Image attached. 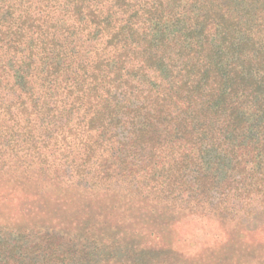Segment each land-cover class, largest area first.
<instances>
[{
	"label": "trees",
	"instance_id": "trees-1",
	"mask_svg": "<svg viewBox=\"0 0 264 264\" xmlns=\"http://www.w3.org/2000/svg\"><path fill=\"white\" fill-rule=\"evenodd\" d=\"M3 176L87 227L0 264H197L161 234L264 202V0H0Z\"/></svg>",
	"mask_w": 264,
	"mask_h": 264
},
{
	"label": "rangeland",
	"instance_id": "rangeland-1",
	"mask_svg": "<svg viewBox=\"0 0 264 264\" xmlns=\"http://www.w3.org/2000/svg\"><path fill=\"white\" fill-rule=\"evenodd\" d=\"M8 178L0 177V229L15 230L21 223L28 222L31 229L38 230L44 224L56 226L57 221H62L63 231L73 225L83 237L87 217L78 208L71 206L64 210L58 208L57 203L46 202L42 196L26 198L21 187L24 192L28 191L26 189H31L28 183L20 186L15 181L9 183ZM230 202L233 205H224L231 212L229 217L216 220L189 216L161 234V238L171 244L176 253L197 264H253L264 260L262 197L253 196L246 203L237 199Z\"/></svg>",
	"mask_w": 264,
	"mask_h": 264
}]
</instances>
